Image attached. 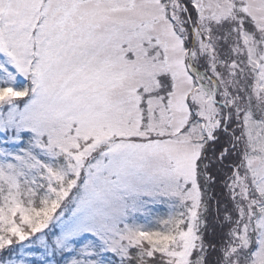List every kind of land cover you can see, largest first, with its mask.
<instances>
[{"label": "snow or ice", "instance_id": "1", "mask_svg": "<svg viewBox=\"0 0 264 264\" xmlns=\"http://www.w3.org/2000/svg\"><path fill=\"white\" fill-rule=\"evenodd\" d=\"M0 264H264V0H0Z\"/></svg>", "mask_w": 264, "mask_h": 264}]
</instances>
